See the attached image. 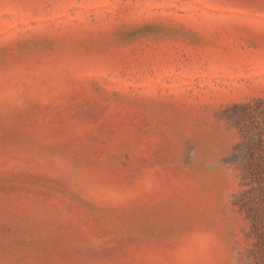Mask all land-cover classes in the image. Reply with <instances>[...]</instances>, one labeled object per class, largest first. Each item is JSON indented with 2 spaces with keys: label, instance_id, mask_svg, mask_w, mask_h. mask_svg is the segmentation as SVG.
Listing matches in <instances>:
<instances>
[{
  "label": "rangeland",
  "instance_id": "374dc122",
  "mask_svg": "<svg viewBox=\"0 0 264 264\" xmlns=\"http://www.w3.org/2000/svg\"><path fill=\"white\" fill-rule=\"evenodd\" d=\"M254 97L264 0H0V264H254Z\"/></svg>",
  "mask_w": 264,
  "mask_h": 264
},
{
  "label": "trees",
  "instance_id": "16d2710c",
  "mask_svg": "<svg viewBox=\"0 0 264 264\" xmlns=\"http://www.w3.org/2000/svg\"><path fill=\"white\" fill-rule=\"evenodd\" d=\"M221 116L239 134L226 159L239 170L241 179L234 205L250 224L254 264H264V97L232 103Z\"/></svg>",
  "mask_w": 264,
  "mask_h": 264
}]
</instances>
